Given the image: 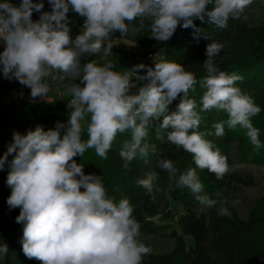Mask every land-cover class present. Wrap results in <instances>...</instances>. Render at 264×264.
Returning <instances> with one entry per match:
<instances>
[{
  "label": "clouds",
  "instance_id": "1",
  "mask_svg": "<svg viewBox=\"0 0 264 264\" xmlns=\"http://www.w3.org/2000/svg\"><path fill=\"white\" fill-rule=\"evenodd\" d=\"M51 12H42L33 21V11L41 12L44 4L22 0L19 6L0 3V41L5 48L0 64L5 78H15L31 89V96L45 98L50 90L44 78L63 73L80 83H73L67 91L71 95L72 111L67 131L61 138L57 123L54 130L45 131L37 125L26 135L13 134V143L0 158V169L8 156L15 153L10 163L7 185L9 209L19 208L16 222L23 224L22 251L29 259L41 264H142L150 248L139 240L140 225L133 217V207L127 198L118 203L110 199L100 176L85 175L74 157L94 149L97 156L107 159L118 133H131L123 143L119 155L124 167L136 158L145 164L156 154V147L146 142L151 120L162 123L157 128L167 131V140L177 148L193 155L200 170H207L220 180L229 170L227 157L198 132L201 116L189 91L197 83L194 73L175 62H157L154 68L138 64L124 72L114 71L111 62L99 66L95 61L81 67L85 54H111L112 45L103 47L110 34L122 36L130 31L137 19L143 28L150 20L151 37L166 42L183 22L184 28L200 29L194 20L206 21L225 29L230 18H239L253 0H48ZM213 7L209 10L208 5ZM86 17L83 29L73 40L68 26L69 10ZM223 44L211 42L206 47L203 67L206 76L200 81L206 89L201 111H225L228 119L213 125L217 137L224 135V124L229 129L237 125L247 129V136L255 148L261 147L259 129L251 118L260 113L253 99L242 92L237 81L243 78L228 75L214 64V57ZM146 68V74L138 73ZM138 81H148L139 87L138 94H129ZM83 85V86H81ZM181 97L175 111L168 106ZM90 115L88 139L82 140V121ZM158 166L169 173L177 187H187L204 208L217 204L203 192V184L196 170L187 169L177 178V168L171 160L161 159ZM155 172L146 173L137 184L153 191ZM83 189V191H81ZM218 214L230 215L220 203ZM6 244L0 245V255H6Z\"/></svg>",
  "mask_w": 264,
  "mask_h": 264
},
{
  "label": "trees",
  "instance_id": "2",
  "mask_svg": "<svg viewBox=\"0 0 264 264\" xmlns=\"http://www.w3.org/2000/svg\"><path fill=\"white\" fill-rule=\"evenodd\" d=\"M5 0H0V3ZM15 6H19L22 0H7ZM44 4L41 12L33 11L32 19L39 20L42 12H51L52 6L48 0H33V3ZM213 7L208 5L209 10ZM69 23L84 25L86 17L69 10ZM68 23V24H69ZM151 21L146 19L143 28L137 19L130 27L135 26L138 32L131 31L122 36L119 31L111 33L114 37L125 38L135 43L140 48L137 51H118L121 58L146 56L151 51L164 50L163 56L157 62H175L181 64L186 71L194 73L197 83L194 90L189 91V98L197 105V112L201 116V122L196 129L205 133V139L211 141L220 153L227 157L228 166L232 163L231 152L236 148V153L241 158L253 157L261 153L264 157V21L255 25H248L241 15L239 18H230L225 29L216 28L206 21L194 20V24L201 31L197 35L192 28H184L181 21L173 36L166 42L157 41L151 37ZM223 44L220 54L214 57V64L228 75L242 77L237 81V86L243 93L249 95L254 103L260 107L259 114L251 118V123L259 129V149L252 145L247 136V129L237 125L235 129H229L224 124V135L217 137L213 127L216 123H223L228 119V114L221 110L201 111V99L206 91L201 87L200 81L206 76L203 67L206 56V47L209 43ZM109 44L103 43L107 48ZM103 51L98 54H85L81 57V67L87 62L95 61L99 66L106 63L100 61ZM114 71H119L113 68ZM122 73V72H121ZM133 83L141 87L146 84L138 81L133 76ZM0 84H6L0 79ZM181 97L178 96L168 106L169 114L176 110ZM68 99L54 100L49 104L29 106L17 117V123L28 126L32 121L43 127L45 131L54 130L57 123L65 125L60 129L61 138L67 131L70 113L73 110ZM15 120V121H16ZM152 119L148 128L146 142L154 145L157 149L155 155L149 156V163L145 164L136 158L125 168L124 161L119 155L123 143L131 139V133H118L111 149L107 153V159L97 156L94 149H88L81 157L77 155L74 160L77 164L84 166L85 175L94 174L100 176L106 194L114 202L127 198L133 207V217L140 225V236L154 234L168 228L169 224H157L154 217L163 221L177 222L179 232L171 230L169 235L174 239V246L170 252L155 253L150 251L143 257L142 264H264V193H262L254 204L248 209L247 217L241 218L235 212L228 211L230 215L218 214L220 203L217 195L222 198L233 193L236 186H253L254 179L247 174L228 172L223 179L218 180L214 174L200 170L194 163L193 155L182 148H177L167 140V131L161 130L157 138V128L162 123ZM90 115L82 121V140L88 139L87 125ZM29 131V127L25 133ZM34 131V130H33ZM13 139L0 142V158L7 152ZM241 151V152H240ZM261 151V152H260ZM15 153L8 156L4 167L0 169V240L7 245L8 252L4 255L3 264H41L39 260L27 258L22 251L23 224L16 222L20 213L19 208L9 209L7 198L11 189L7 185V176L10 171V163ZM171 160L177 168L178 176L189 168L196 170L198 179L208 184V189L217 193L213 200L217 204L212 208H204L195 199V195L187 187H177L175 180L169 179V173L158 166V161ZM155 172L157 179L153 182L151 194L137 180L144 178L146 173ZM83 191V189H81ZM203 194V192L201 193ZM187 198H191L187 199ZM180 204L182 213L174 219L169 201ZM186 238L191 241L186 245Z\"/></svg>",
  "mask_w": 264,
  "mask_h": 264
},
{
  "label": "rangeland",
  "instance_id": "3",
  "mask_svg": "<svg viewBox=\"0 0 264 264\" xmlns=\"http://www.w3.org/2000/svg\"><path fill=\"white\" fill-rule=\"evenodd\" d=\"M241 17H243V20L248 25H255L259 24L262 21H264V0H253L252 4L249 5L245 11L241 14ZM35 21L34 19H32ZM68 26L71 29L70 35L72 39L74 40L77 35H79L83 29L82 25H77L75 23H69ZM103 43L111 44V54L109 55H103L100 57V61L102 63H108L111 62L115 68H117L119 71L124 72L127 69L133 68V66L138 64H144L146 66L152 67L153 60H147L145 56H137V57H123L121 58L118 51H137L138 44L130 42L129 40L125 38L120 37H114L112 34H110V39L105 40ZM0 48H5V43L3 41H0ZM160 56H163L164 50L159 51ZM54 73V72H53ZM59 74L64 75L63 73L56 74L57 77ZM146 74V68L141 70L138 75H144ZM51 78V77H50ZM48 78V79H50ZM59 80V79H58ZM60 81V80H59ZM68 81V79L66 80ZM62 81V82H66ZM147 83V81H144ZM6 90L5 87L0 85V91ZM139 87L135 86L130 89L129 94H138ZM11 101V100H10ZM2 102L0 101V105ZM40 104H48V103H40ZM37 103H31L30 106H36L40 105ZM24 105V104H23ZM29 107L28 104L24 105V109ZM15 120V119H14ZM13 123H17L16 121H13ZM19 125H22L18 123ZM28 126L22 125L21 127L24 128L26 131L29 127V130H35L37 123L35 121L30 122L27 124ZM1 127H10L13 126V124L10 125V123H6L4 125H0ZM13 132H18L21 135H25L22 131H19V128ZM13 137L9 140H12ZM236 148L234 147L231 152V158L232 163L229 165V171L235 172V173H244L247 175H250L254 179V185L253 186H236L234 187L233 193L229 194L228 197L222 198L219 194L215 193L212 189H208V184L205 181H201L203 184V194L208 195L211 199L215 195H217V201L218 203H223V206L228 209V211L235 212L240 216L241 218H246L248 209L254 204L255 200L264 193V157H261V153H257L255 155H252L253 157L249 158H241L236 153ZM241 152V151H240ZM261 152V151H260ZM190 199L191 198H187ZM170 205V208L172 212L174 213V219L178 217L180 213H182V207L180 204L174 202L173 200L168 202ZM152 220H154L158 225L159 224H166L168 223L169 226L165 230H160L157 233L154 234H145L139 237L140 242H142L145 246L150 248V251L155 253L160 252H170L173 249L174 246V239L169 235L171 230H176V232H179V227L177 225V222L174 220L173 222L163 221L158 216L154 217ZM186 245L190 243L191 239L188 237L186 238ZM4 262V255H0V263L3 264Z\"/></svg>",
  "mask_w": 264,
  "mask_h": 264
},
{
  "label": "crops",
  "instance_id": "4",
  "mask_svg": "<svg viewBox=\"0 0 264 264\" xmlns=\"http://www.w3.org/2000/svg\"><path fill=\"white\" fill-rule=\"evenodd\" d=\"M3 51V48H0V54H2ZM129 69L131 68L129 67ZM56 74L58 73H53V75L56 76L55 80H53L52 78L44 80V82H46L50 88L46 99L41 97H36L35 99H33L31 96V89L26 85L21 86L22 89L26 90V101L21 104L10 101L11 99H9L8 97L9 86L5 84H0L1 86L6 88L5 92L2 90L0 91V101L2 102V104L0 105V125H4L6 123H10V125L15 124L14 131L18 128L19 131H22V125H19L18 123H13V121H15L17 117L22 113V111H24V105L28 104L30 106L31 103L40 104L44 102L49 104L54 102V100L68 99V97L71 96L67 91L68 87H70L73 83H80V79L77 78L76 80H73L69 78L68 81L61 82L58 80Z\"/></svg>",
  "mask_w": 264,
  "mask_h": 264
},
{
  "label": "built area",
  "instance_id": "5",
  "mask_svg": "<svg viewBox=\"0 0 264 264\" xmlns=\"http://www.w3.org/2000/svg\"><path fill=\"white\" fill-rule=\"evenodd\" d=\"M145 58L147 60L151 61L153 60V62H155L157 59H160V53L158 51H151V53H148ZM2 64H0V79L3 80L4 82H6V84H8L9 86V90H8V97L9 99H11V101L15 102V103H24L26 101V90L22 89L21 86H23V84H21L17 79L15 78H5L3 76V72H2ZM50 77H46L45 79H48ZM70 77H66L62 74L58 75V79L62 82V81H66L67 79H69ZM148 82V81H147ZM71 99L72 97H69V104L71 105ZM14 126H10V127H1L0 126V142H6L9 141V139H11L13 137V131H14ZM22 132L25 134L26 130L24 128H22ZM4 244V241L0 240V245ZM1 264V263H0Z\"/></svg>",
  "mask_w": 264,
  "mask_h": 264
}]
</instances>
